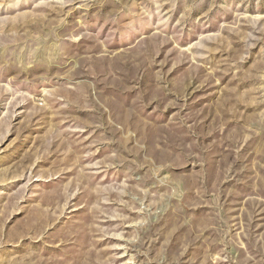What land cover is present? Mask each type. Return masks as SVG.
Masks as SVG:
<instances>
[{
    "label": "rangeland",
    "instance_id": "374dc122",
    "mask_svg": "<svg viewBox=\"0 0 264 264\" xmlns=\"http://www.w3.org/2000/svg\"><path fill=\"white\" fill-rule=\"evenodd\" d=\"M0 264H264V0H0Z\"/></svg>",
    "mask_w": 264,
    "mask_h": 264
}]
</instances>
